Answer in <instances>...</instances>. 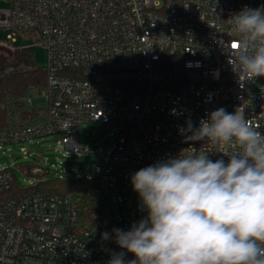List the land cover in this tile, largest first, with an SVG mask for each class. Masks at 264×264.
Returning a JSON list of instances; mask_svg holds the SVG:
<instances>
[{"label": "built area", "instance_id": "1", "mask_svg": "<svg viewBox=\"0 0 264 264\" xmlns=\"http://www.w3.org/2000/svg\"><path fill=\"white\" fill-rule=\"evenodd\" d=\"M3 1L10 6L0 8V30L8 33L0 51L27 49L19 39H35L47 51L46 84L38 89L47 110L33 123L1 128L0 151L17 145L31 157L26 144L58 135V149L82 157L88 154L80 138L84 124L116 127L111 163L124 172L103 177L110 187L122 181L132 188L136 171L181 152L195 148L227 162L222 152L240 151L236 144L185 142L180 129L189 120L199 127L210 112L242 105L249 125L264 133V77L240 81L233 54L239 38L228 20L264 0H218L216 11L215 0ZM169 59L182 64L186 81L166 69ZM14 71L26 68L5 72ZM23 100L32 106V99ZM42 158L20 166L33 177L28 189L52 174ZM59 173L64 179L66 170ZM15 184L14 167L1 168L0 264H107L113 252L124 251L113 229L128 230L133 216L122 227L107 215L90 222L72 195L13 193Z\"/></svg>", "mask_w": 264, "mask_h": 264}, {"label": "clouds", "instance_id": "2", "mask_svg": "<svg viewBox=\"0 0 264 264\" xmlns=\"http://www.w3.org/2000/svg\"><path fill=\"white\" fill-rule=\"evenodd\" d=\"M228 20L239 38L233 54L240 81L264 77V6ZM180 131L185 142L236 144L240 151L222 152L225 162L194 148L136 171L131 184L146 215L126 231L113 229L124 251L107 264H264V133L249 125L242 105L210 112L199 127L189 120Z\"/></svg>", "mask_w": 264, "mask_h": 264}, {"label": "rangeland", "instance_id": "3", "mask_svg": "<svg viewBox=\"0 0 264 264\" xmlns=\"http://www.w3.org/2000/svg\"><path fill=\"white\" fill-rule=\"evenodd\" d=\"M9 3L0 0V8H9ZM8 33L0 30V41L6 38ZM35 39H19L18 46L26 47L32 54L37 68L45 69L47 66V51L45 48L35 44ZM3 52V51H1ZM6 53V52H4ZM27 99H32V106L25 102V109L31 110L34 108L37 113V119L43 117L47 110V102L41 96L40 90L30 89ZM24 102V100H23ZM13 116L9 121V125L18 126L20 124H27L30 120H25L20 115V111L13 108ZM8 125V126H9ZM116 127L109 128L103 124L92 123L84 124L81 128V141L86 145L88 154L78 157L72 153L66 154L65 151L58 149L57 140L58 135L48 136L38 141H33L25 146L29 149L31 157H24L20 151V146L11 145L0 151V169L3 167H14L17 186L21 189H28L32 186L33 177L26 175L20 168L22 165H32L39 157H43V161L47 163V167L52 174L49 178H59L61 169H65L66 173L62 176L66 178H76L97 175L102 180V201L104 212L112 221L118 222L122 227L129 222L131 217L138 221L146 212L140 208V200L138 194L129 185H124L123 182L114 183L110 187L104 180L103 175L107 171L111 175H119L124 172L120 166L111 163L112 153L117 144ZM39 153V157L36 156ZM47 160V161H46ZM100 162V164H98ZM57 172H56V171ZM121 199V203H117V199Z\"/></svg>", "mask_w": 264, "mask_h": 264}, {"label": "trees", "instance_id": "4", "mask_svg": "<svg viewBox=\"0 0 264 264\" xmlns=\"http://www.w3.org/2000/svg\"><path fill=\"white\" fill-rule=\"evenodd\" d=\"M25 67L26 71L6 73L9 67ZM166 69L173 72L176 78L186 81L182 64L169 59ZM46 84V72L37 68L28 49L17 50L13 54L0 51V129L9 125L13 116L12 109L20 111L25 120H33L38 115L35 109H25L23 99L30 89H40ZM22 190L15 184L13 193ZM30 193L43 195H72L81 215L94 222L101 220L105 214L102 201V180L99 177L86 178H47L36 187L27 189Z\"/></svg>", "mask_w": 264, "mask_h": 264}, {"label": "crops", "instance_id": "5", "mask_svg": "<svg viewBox=\"0 0 264 264\" xmlns=\"http://www.w3.org/2000/svg\"><path fill=\"white\" fill-rule=\"evenodd\" d=\"M25 98H26V97H25ZM32 109H34V108H32ZM38 115H39V114H38ZM38 115H37V116H38ZM37 116L35 117V119H33V120H31V121H28L27 124H28V123H33V122L37 121V120H38V119H37Z\"/></svg>", "mask_w": 264, "mask_h": 264}, {"label": "snow or ice", "instance_id": "6", "mask_svg": "<svg viewBox=\"0 0 264 264\" xmlns=\"http://www.w3.org/2000/svg\"><path fill=\"white\" fill-rule=\"evenodd\" d=\"M237 45H233V47H236Z\"/></svg>", "mask_w": 264, "mask_h": 264}, {"label": "water", "instance_id": "7", "mask_svg": "<svg viewBox=\"0 0 264 264\" xmlns=\"http://www.w3.org/2000/svg\"><path fill=\"white\" fill-rule=\"evenodd\" d=\"M106 221H108V219Z\"/></svg>", "mask_w": 264, "mask_h": 264}]
</instances>
